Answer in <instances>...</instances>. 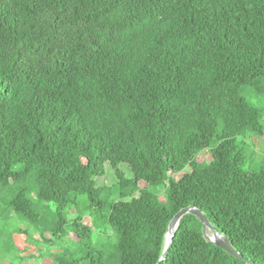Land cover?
<instances>
[{
    "label": "trees",
    "instance_id": "16d2710c",
    "mask_svg": "<svg viewBox=\"0 0 264 264\" xmlns=\"http://www.w3.org/2000/svg\"><path fill=\"white\" fill-rule=\"evenodd\" d=\"M253 138L264 0H0V225L29 224L0 229V258L13 233L36 232L59 248L52 264H157L171 220L195 206L264 264ZM162 264L247 263L188 214Z\"/></svg>",
    "mask_w": 264,
    "mask_h": 264
},
{
    "label": "rangeland",
    "instance_id": "374dc122",
    "mask_svg": "<svg viewBox=\"0 0 264 264\" xmlns=\"http://www.w3.org/2000/svg\"><path fill=\"white\" fill-rule=\"evenodd\" d=\"M252 145L248 143L246 145V157L248 160L249 166H264V138H253L251 140ZM253 149V150H252ZM252 151L255 152L254 158H252ZM209 152L205 151L201 156H199V161H210ZM247 167V168H248ZM109 176L106 178L101 179L97 186H103L105 184H111L112 183V176L111 172L108 174ZM176 176V178H178ZM139 187L141 189L144 188L143 184H139ZM0 199L2 201H6L5 193H2L0 195ZM157 200H159L162 204L165 203L164 197L161 192L158 191L157 193ZM83 223L87 226H91V220L89 218H85ZM3 225V224H2ZM29 224L27 222L18 223V222H12L8 224H4L3 226L0 225V229L4 228V230H13L17 227L24 229H27ZM33 239H30L28 235L26 234H18L13 233L12 240L14 242V245L16 247V251L14 252V255L18 257V259H15V262L17 264H52V258L51 253L55 252L59 248L57 247H46L45 242L40 238V236L36 232H31ZM75 240V235L70 234L69 239ZM57 248V249H56ZM14 255H10L8 257H2L0 258V264H12L11 258H13Z\"/></svg>",
    "mask_w": 264,
    "mask_h": 264
},
{
    "label": "water",
    "instance_id": "95a60500",
    "mask_svg": "<svg viewBox=\"0 0 264 264\" xmlns=\"http://www.w3.org/2000/svg\"><path fill=\"white\" fill-rule=\"evenodd\" d=\"M191 214L195 216L201 223H202V230L205 239L214 244L216 247L221 248L226 253H228L230 256L237 260L245 261L247 264H252L250 260L245 259L239 252H237L232 245L230 244L229 240L220 234L208 221L206 216L195 206H190L185 209H182L179 211L171 220L167 232H166V244L164 248V252L159 259L157 264H162L169 254L170 247L172 245L173 239L176 235L177 227L180 223V221L185 217L186 215Z\"/></svg>",
    "mask_w": 264,
    "mask_h": 264
}]
</instances>
